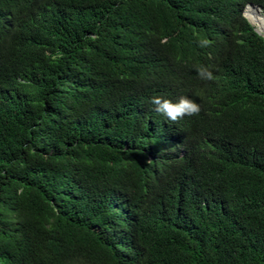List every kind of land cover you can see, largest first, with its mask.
Wrapping results in <instances>:
<instances>
[{"label": "trees", "instance_id": "obj_1", "mask_svg": "<svg viewBox=\"0 0 264 264\" xmlns=\"http://www.w3.org/2000/svg\"><path fill=\"white\" fill-rule=\"evenodd\" d=\"M249 3L0 0V264H264Z\"/></svg>", "mask_w": 264, "mask_h": 264}, {"label": "clouds", "instance_id": "obj_2", "mask_svg": "<svg viewBox=\"0 0 264 264\" xmlns=\"http://www.w3.org/2000/svg\"><path fill=\"white\" fill-rule=\"evenodd\" d=\"M209 78H211L210 75ZM152 102L157 106V112L165 114L173 121L181 119L185 115H197L200 111L198 104L186 97H181L177 103L161 100L159 97L153 98Z\"/></svg>", "mask_w": 264, "mask_h": 264}, {"label": "water", "instance_id": "obj_3", "mask_svg": "<svg viewBox=\"0 0 264 264\" xmlns=\"http://www.w3.org/2000/svg\"><path fill=\"white\" fill-rule=\"evenodd\" d=\"M247 7H252V8H254V9H257L258 11H260L261 13H262V15H263V17H264V11L259 7V6H256V5H254V4H246L244 7H243V10H242V16H243V18L248 22V24L249 25H251V23L248 21V19H247V17H246V15H245V11H246V8ZM252 27H253V31L256 33V34H258L263 40H264V35H262L261 33H259L255 28H254V26L253 25H251Z\"/></svg>", "mask_w": 264, "mask_h": 264}, {"label": "bare ground", "instance_id": "obj_4", "mask_svg": "<svg viewBox=\"0 0 264 264\" xmlns=\"http://www.w3.org/2000/svg\"><path fill=\"white\" fill-rule=\"evenodd\" d=\"M250 9H252V10H256V11H258L257 9H254V8H252V7H247L246 8V11H245V15H246V12L248 11V10H250ZM259 13H261L260 11H258ZM261 15H262V13H261ZM247 17V16H246ZM247 19H248V17H247ZM248 21L250 22V20L248 19ZM251 23V22H250ZM251 25H253L252 23H251ZM255 28V27H254ZM256 29V28H255ZM257 30V29H256ZM259 33H261V31L260 30H257ZM262 35H264V33H261Z\"/></svg>", "mask_w": 264, "mask_h": 264}]
</instances>
